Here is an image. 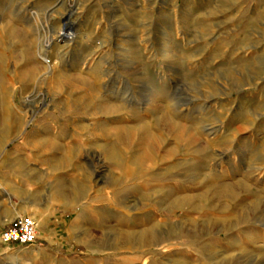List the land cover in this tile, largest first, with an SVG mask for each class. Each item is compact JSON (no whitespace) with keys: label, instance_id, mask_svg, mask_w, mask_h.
Here are the masks:
<instances>
[{"label":"rangeland","instance_id":"1","mask_svg":"<svg viewBox=\"0 0 264 264\" xmlns=\"http://www.w3.org/2000/svg\"><path fill=\"white\" fill-rule=\"evenodd\" d=\"M19 216L0 264H264V0H0V233Z\"/></svg>","mask_w":264,"mask_h":264},{"label":"bare ground","instance_id":"2","mask_svg":"<svg viewBox=\"0 0 264 264\" xmlns=\"http://www.w3.org/2000/svg\"><path fill=\"white\" fill-rule=\"evenodd\" d=\"M62 35L64 36L63 38L65 39V40H72L75 36H74V34H72V33H68V34H64V33H62ZM124 49V48H123ZM171 55V49H170V46H169V43H168V45H167V47H166V49H164V54H163V58H168L169 56ZM41 60H42V62H44L45 63V65H46V71H45V73L46 74H49L50 72H51V70H52V65H51V61H50V59L47 57V55H46V53L44 52V50H42V55H41ZM32 76V75H31ZM220 86H223L222 85V83H220ZM218 90V89H217ZM122 102V101H121ZM153 107H154V109H155V111H157L158 113L160 112L161 114H159L158 115V118H159V122H160V124L162 123L163 124V127H164V129H165V131H166V133L167 134H171V135H175L176 136V140H178V141H183V132H184V124H182V122H175L174 120H173V117H172V115H171V113H168L167 111H161V109L159 108V107H156L155 105H153ZM101 108V107H100ZM111 108V107H110ZM118 108V107H117ZM105 110L106 111V109H107V106H103L102 107V109H100V110ZM218 109V108H217ZM108 110V109H107ZM224 110V109H223ZM103 112V111H102ZM107 113V112H106ZM157 113V114H158ZM180 118V115H178L177 116V118ZM176 118V117H175ZM158 122V123H159ZM140 123H141V126L143 127V134L147 137V138H149V137H151V139H152V141H153V145H154V149H156V148H158V147H160V139L159 138H157L155 135V129L153 128L152 130H150L149 129V124H150V121L149 122H147V121H145V120H140ZM155 126H157V125H155ZM139 127H140V125H139ZM158 127V126H157ZM135 133H136V131H135ZM137 134H141V131L140 132H138L137 131ZM142 134V135H143ZM192 136V135H191ZM190 136V137H191ZM188 139V138H187ZM192 139V138H191ZM233 140V139H232ZM189 141V140H188ZM195 141V140H194ZM160 142V143H159ZM196 142V141H195ZM178 145V144H177ZM123 146V145H122ZM142 146V145H141ZM205 146V145H204ZM178 147H179V145H178ZM109 148H111V149H109V150H114V146L113 145H111V147H109ZM173 149L174 148H170V149H168L167 151H166V153H165V155L164 156H166V157H168V156H172L174 153H173ZM111 153V152H110ZM108 154V156L107 157H109V159H110V156H111V154ZM115 152L113 151V154H114ZM115 155V154H114ZM113 156V155H112ZM111 156V157H112ZM243 156V155H242ZM238 168V167H237ZM249 178V177H248ZM256 180V179H255ZM225 184V183H224ZM226 186H224L223 184L221 185V189L220 190H222L223 188H225ZM220 188V187H219ZM226 191V190H225ZM247 191V190H246ZM219 192V191H218ZM223 192H224V190H223ZM224 194V193H223ZM255 198V197H254ZM180 200L181 199H179V202H180ZM256 204V203H255Z\"/></svg>","mask_w":264,"mask_h":264},{"label":"built area","instance_id":"3","mask_svg":"<svg viewBox=\"0 0 264 264\" xmlns=\"http://www.w3.org/2000/svg\"><path fill=\"white\" fill-rule=\"evenodd\" d=\"M38 223L32 216H19L0 233L4 244L33 245L37 239Z\"/></svg>","mask_w":264,"mask_h":264},{"label":"crops","instance_id":"4","mask_svg":"<svg viewBox=\"0 0 264 264\" xmlns=\"http://www.w3.org/2000/svg\"><path fill=\"white\" fill-rule=\"evenodd\" d=\"M79 120H82V119H79ZM82 121H83V120H82ZM98 121H99V120L96 119L95 121L91 122V119H87V120H84L83 122H84V123H87V124H91L92 126H94V125H97ZM76 122H78V120H76ZM99 123H101V122H99ZM91 125H90V126H91ZM104 132H105V131H104ZM104 132L101 131L100 133H104ZM59 180H61L62 182H65V179H63V178H59L58 181H59ZM72 199L75 201V200L79 199V197L76 195V196H73ZM33 201L35 202L36 200L33 199Z\"/></svg>","mask_w":264,"mask_h":264}]
</instances>
